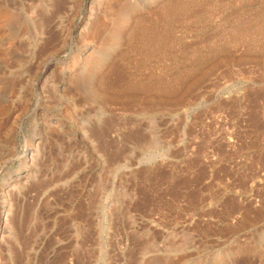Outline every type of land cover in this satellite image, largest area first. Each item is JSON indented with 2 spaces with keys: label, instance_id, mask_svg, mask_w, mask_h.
I'll list each match as a JSON object with an SVG mask.
<instances>
[{
  "label": "rangeland",
  "instance_id": "1",
  "mask_svg": "<svg viewBox=\"0 0 264 264\" xmlns=\"http://www.w3.org/2000/svg\"><path fill=\"white\" fill-rule=\"evenodd\" d=\"M121 1L0 0V264H264V34L184 73L178 103L127 111L92 93L126 48ZM224 6L217 23L264 0Z\"/></svg>",
  "mask_w": 264,
  "mask_h": 264
},
{
  "label": "bare ground",
  "instance_id": "2",
  "mask_svg": "<svg viewBox=\"0 0 264 264\" xmlns=\"http://www.w3.org/2000/svg\"><path fill=\"white\" fill-rule=\"evenodd\" d=\"M139 2L126 0L117 4L120 21H131L126 36H115L114 32L103 29L107 44H115L113 41L119 36L126 48L116 56L113 65H98L97 72L102 73L96 83L100 86L92 82L95 86L92 93L98 103L120 105L127 111L137 108L145 113L159 111L167 102L176 104L181 100L182 88L191 87V81V85H195L200 79L189 80L184 73L196 76L212 70L210 60L226 49L228 41L242 43L247 37L255 36L252 31L258 36L264 34V20L259 18V15L264 16V11L253 12L250 6L233 7L230 13L234 17L229 19L231 15H228L224 22L217 23L213 18L219 7L225 8V0H170L158 6L160 8L154 12L156 17H149L147 12L135 16L129 13ZM113 11L115 7L111 4L105 12ZM181 25L184 35L178 36L176 31ZM190 32L197 34L196 43L181 48L183 37ZM86 47L90 51L94 45ZM91 74L89 72V78Z\"/></svg>",
  "mask_w": 264,
  "mask_h": 264
}]
</instances>
